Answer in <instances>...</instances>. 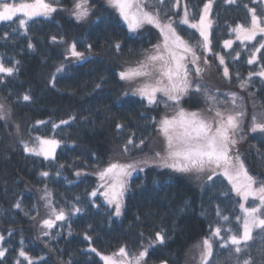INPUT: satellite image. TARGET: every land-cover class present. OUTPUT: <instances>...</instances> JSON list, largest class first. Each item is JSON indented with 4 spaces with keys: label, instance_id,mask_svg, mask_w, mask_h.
<instances>
[{
    "label": "trees",
    "instance_id": "1",
    "mask_svg": "<svg viewBox=\"0 0 264 264\" xmlns=\"http://www.w3.org/2000/svg\"><path fill=\"white\" fill-rule=\"evenodd\" d=\"M207 1L185 0L191 19L200 16ZM50 2L58 6L57 11L51 17L29 20L27 31L17 19L0 23V61L15 69L12 75L0 74V97L24 134L60 141L53 158L31 155L11 136L13 126L0 120V236L4 237L0 248L6 250L0 264H29L28 258L35 260L31 264H103L88 246L111 254L122 246L138 251L147 243L152 244L146 257L149 264H184L197 241L216 227L226 225L239 233L240 198L219 174L197 187L174 169L148 167L132 179L121 219L113 217L100 195H91L98 181L89 171L108 164L130 140L143 141V149H148L156 141L158 118L170 110V105H149L128 93L126 81L119 76L126 62L139 59L157 41L159 31L151 26L130 31L119 13L102 0H90L94 7L87 23L63 9L74 0ZM173 3L165 0L160 8L168 18L181 14ZM252 9L264 24L262 0H213L211 55H225L230 69L225 90L241 102L234 111L246 112L236 133L235 151L249 174L264 183V132L251 131L253 114L257 122H264L260 116L264 77L259 75L264 69V48H260L264 34L224 47L233 27L251 24ZM175 24L186 39L198 42L197 30ZM71 41L76 50L94 55L67 64L66 46ZM256 49L257 60L248 63ZM242 81H247V88L240 87ZM25 95L30 99L24 100ZM217 95L224 111L234 112L228 109L231 97ZM203 98L193 91L182 102L192 110L200 109L206 105ZM45 189L56 210L65 213L64 220H55L48 200L42 199ZM48 219L55 221L51 228L44 225ZM157 233L164 236L163 243H153ZM252 237L241 245L245 250L240 254L234 246L222 248L213 241L210 264H242L249 258L251 264H264V230L255 229ZM21 249L27 257L19 255Z\"/></svg>",
    "mask_w": 264,
    "mask_h": 264
},
{
    "label": "snow or ice",
    "instance_id": "2",
    "mask_svg": "<svg viewBox=\"0 0 264 264\" xmlns=\"http://www.w3.org/2000/svg\"><path fill=\"white\" fill-rule=\"evenodd\" d=\"M228 2L235 3V0H228ZM164 3L165 0H155V3H153V0H108L110 7L114 8L120 17L127 22L130 31H136L146 24L153 25L159 30L162 37L161 42L153 46L151 53L146 54L143 61L126 68L119 73V76L122 80L129 82L142 81L140 86L134 89V94L145 98L149 105L159 106L166 99L176 106V110L172 115L161 116L157 121L159 132L165 140L164 153L158 152L155 154L161 167L185 173L207 170L211 173L209 179L213 175H222L231 182L232 189L242 198L244 202L239 204L242 215L236 217L239 227L242 228V234L238 236L233 233L232 228H227L225 229L228 233L227 238L220 237V227H216L212 233V236L220 237L223 241L220 247L234 246L235 253L240 254L245 250L241 245L246 246L247 242L253 238V230H264V183L258 182L249 174L243 160L235 151V146L238 143L236 133L246 116V112H225L221 111L219 107L214 108V105L223 102L218 101L217 96L209 94L200 85L193 86L189 78L188 64H197L200 57L197 56L189 42L177 34L176 28L173 27L174 21L171 19L167 22L161 20L160 8L163 7ZM176 6V4L173 5V7ZM210 7L211 0L209 4L205 5L204 15L199 18L198 22H191L185 6L184 15L178 21L180 24L188 25L191 29L198 30L199 35L203 37V41L199 46L207 48L209 51L211 50L209 47L211 43V21L208 19ZM56 11L57 6L50 0H29V2L19 4L0 0V22L11 21L18 13H21L23 18L18 21V26L23 27L25 31H27L29 20L35 17H47ZM90 12V0H74L71 14L77 20L86 19ZM251 12L250 27L237 25L232 30L237 33V38L241 41H251L256 38L258 33L264 34V26H262L260 18L256 16L254 9ZM232 43V41H225L227 47H231ZM115 47L119 49L120 45L116 44ZM260 48H264V42L260 43ZM256 51H259V49H256ZM71 54L77 58H83V53L76 51L75 43L71 45ZM255 60L256 57L253 55L248 63H253ZM220 63H224L223 57L220 58ZM195 70L197 73L201 71L198 66ZM14 71V68L5 67L3 62L0 61V74L12 75ZM224 74L225 76L228 75L227 67L224 69ZM259 75L264 76V71H261ZM247 86V81L240 83L241 88H247ZM190 90L204 97L205 103L208 104L206 111L213 114L211 117L205 116L202 111H188L183 107H179L181 100ZM228 95L231 97L233 108L238 107L236 104L237 95L235 93H229ZM23 99L28 100L30 97L25 95ZM168 107L169 105L165 104V108ZM260 116L264 118V113H260ZM5 117V106L0 104V119ZM118 127L121 126L118 125ZM257 130L264 132V122H257V115L253 114L251 131L256 132ZM128 143L131 144L132 141L130 140ZM57 144L58 142L54 140L40 139L38 148L29 147L25 144V151L48 158L53 156ZM125 151H127V145H125ZM134 170L135 166L132 164L114 162L98 173L100 179L105 181L104 184L100 185L101 188L105 189L103 195L107 198L109 204H115L116 215L121 213L122 196L126 190L128 178ZM41 175L48 176V173L43 172ZM91 195L95 196L96 192H92ZM50 196L51 193L45 189L42 199L48 200L47 206L50 208L55 220H64L65 213L62 210H56L51 203ZM250 198L256 202V206H246ZM15 206L20 208L19 203ZM75 211L78 212L79 209H75ZM228 219V217H223L225 222ZM54 223L55 221L51 219L44 221V225L48 228H51ZM156 236L157 241L153 243L164 242L162 234L157 233ZM3 239L4 237L0 236V241H3ZM197 247L200 248L198 264H210L213 256L212 240L205 238L202 245ZM5 251L0 248V257L5 255ZM147 254V248L138 254L130 255L125 247H121L118 253L105 256L103 259L106 264H146ZM19 255L27 257L23 249H21ZM28 259L29 264H31L30 258ZM237 264H239V261ZM242 264H251V259L244 260Z\"/></svg>",
    "mask_w": 264,
    "mask_h": 264
},
{
    "label": "rangeland",
    "instance_id": "3",
    "mask_svg": "<svg viewBox=\"0 0 264 264\" xmlns=\"http://www.w3.org/2000/svg\"><path fill=\"white\" fill-rule=\"evenodd\" d=\"M262 1L264 2V0H262ZM3 2H10V3L19 4L21 2H29V0H3ZM184 2H185V0H174V3H173V5L174 4L177 5L175 7V9L181 11L180 16H178V17H173L172 16V17L168 18V17H166L163 14V10L160 9V11H161V17L160 18L164 22H167L169 19H171L172 21H174L173 27L176 28L177 34L180 35L181 37H183L184 40L188 41L189 44L194 48L197 56L200 57V60L197 62V64H191V63L188 64L189 78H190L193 86H195V85L198 84V85L201 86L202 89H206L207 92L209 94H211V95H215L216 96L217 94L221 93V95L223 97H225V96L228 95V92L225 90V86H224L223 83H225L226 81H228L230 79V69H229L228 65L225 63L226 62L225 55L222 54V53H220V54H217V55L212 56L211 55L212 54L211 43L209 45V47L211 49L210 51L207 48H202V47L199 46L200 43L203 41V37H201L200 35H199L198 42L197 43H192L191 41H189L188 39H186L180 33V31L177 28V25L175 24L176 21H179L183 17V15H184L185 6H186V4ZM102 3H104L105 5H107L108 7H110V5L108 4V0H102ZM153 3H155V0H153ZM209 3H210V0L207 1V3H205V5H207ZM205 5L203 6L202 12H201L200 16L197 19H191L190 14H189V19H190L191 22H198L199 18L202 15H204ZM212 5H213V0L211 1V7H210V10H209V13H208V19L211 21V28H212V16H211ZM93 7H94V4L90 2L91 12H90V15L86 19H84V20H77L71 14L72 8H73V4L69 8H63V9H65V11L69 15H71L73 17V19H76L78 22L87 23V22L90 21V19L92 17ZM57 8H58V6H57ZM110 8H112V7H110ZM149 10H151V9H149ZM187 11H188V9H187ZM255 14H256V12H255ZM51 16H52V14L50 16H47V17H51ZM256 16L258 17L257 14H256ZM41 17H44V16H41ZM22 18H23V14L18 13L13 19L14 20L17 19V21H19ZM121 19L123 20L122 17H121ZM123 22L127 26V22L124 21V20H123ZM261 22H262V20H261ZM239 25H241V24H239ZM150 26L153 27V28H155L153 25H147V24L144 25L142 28H144V27H150ZM262 26H264V24H262ZM236 27L237 26H235V27H233L231 29V32L233 33L232 37H230L229 39H227L225 41H232L233 43H234V41H241L240 39L237 38V33H235L234 31H232ZM245 27L246 28L247 27H250V25L249 26H245ZM21 28L24 29L23 27H21ZM136 31H138V30H136ZM136 31H133V32H136ZM210 32H211V29H210ZM161 40H162V37H161V35L159 33V37H158L157 41L153 45H151L149 48H147L145 50L144 54L139 59L126 62L125 65H124V67H123V69L121 68L120 72L124 71L128 67L135 66L140 61H143L145 59L146 54L151 53V51L153 49V46L156 45L157 43L161 42ZM225 41H224V47L226 49H230L232 47L233 43H232L231 47H227L225 45ZM210 42H211V33H210ZM73 43H74V41L68 42V44L66 46V58H67V60H65V61H66L67 64L68 63H80V62H83L86 59H88V58H90V57H92L94 55L92 53V51H90V52H82V51L76 50L77 52L83 53V58L80 59V58H77V57L73 56L71 54V45ZM253 55H255L256 60H257V58H258V51H255L254 50L253 53L250 55L251 56L250 59L252 58ZM221 57H223V60H224V63L223 64L220 63V58ZM197 66L201 69V71L199 73H197L196 70H195ZM225 67H227V69H228V75L227 76H225V74H224ZM61 68L64 69L65 68V65L61 66ZM261 71H264V69L261 70ZM261 71H259V73ZM125 81H126V85H127V88L126 89L128 90V93L133 94V95H136V94H134V89L137 88V87H139L140 84L142 83V81H135V82H129L127 80H125ZM192 92L193 91L190 90L183 97V99L180 102L179 107H183L184 109H186L188 111H202L205 116L211 117L213 114L211 112L206 111V109L208 108V104H206V105L203 104L202 105L203 107L201 106L200 109H193L192 110V109L188 108L187 105H185L182 102L184 100V98L187 97V95H189V94L191 95ZM136 96L140 97L139 95H136ZM200 96L202 97V95H200ZM140 98L143 99L142 97H140ZM159 98L160 97H159V94H158V99ZM203 100H204V103H205V99L204 98H203ZM240 103L241 102H237L236 101V104H238V108H241ZM0 104H3L5 106V112H6V117L4 119H0V120L6 122L9 126H13V129H12V132H11V136L16 141H19L20 144H22V146L24 147V149H25V144H27L29 147H37L38 148L39 147V141H40V139L54 140V141H57L58 142V144L55 146L54 153H53V156L52 157L46 158L43 155H38V156L44 157L46 159L53 158L54 157V154L56 153L57 149L59 148L60 141L57 140V139H55V138L42 137V136H39V135H37L35 133H32V132L31 133L29 132L27 134H24V132L22 131V129L19 126V124H17L13 120L10 106L1 97H0ZM161 104H164V106H165V104H168V105L171 106V107H169L170 110L167 113H165L164 115H169L170 116L176 110V106L173 104V102H170V101H168L166 99H164L161 102ZM219 104L214 105L213 107L214 108L215 107H219L221 111H224V109ZM229 105H230V107L228 109H231L233 111L234 110H237V107L236 108H233L232 104H229ZM159 119L160 118H158L157 121H159ZM66 122H68V121H64V122H61V123H66ZM155 129H156V131H155V139L154 140H156V141L154 143H152V145L148 149H146V150L143 149L144 143H141V142L138 143V144H134V143L128 144L127 145V151H125V146H123V148L120 151H118V153L114 154L111 157L110 161L107 162L108 164H106L105 166H103L101 168H98V169L89 171V173L90 174H93L97 178V181H98V183H96L97 186L93 190V192L95 191L96 192V195H100L102 197L103 201L112 209V215H113L114 218L121 219L122 216H123L122 213H124V209H125V204L124 203H125V200H126L127 193L130 191L132 179L135 176H137V175L143 174L144 171H145V169L148 168V167H158V166L161 167L159 165L158 159H157V157H156L155 154L158 153V152L161 153V154L164 153V151H165V140H164V138L162 137V135L159 132L158 124H156V128ZM28 153H31V155L32 154H35L33 152H28ZM114 162H118L120 164H132V165L135 166V170L131 172V176L128 178L127 185H126V190L124 191L123 196H122L121 213H120V215H116V213H115V204H109L107 198H105V196L103 195V192H104L105 189L101 188L100 185L101 184H104L105 181H102L100 179L99 175H98V173L100 171L104 170L106 167L109 166V164L114 163ZM163 168H165V167H163ZM177 172H179V171H177ZM179 173H181V174L187 176L188 178H190L192 180V183L194 185H196L197 187H202L208 180H210L209 179V176L211 175V173L209 171H207V170L202 171V172H195L194 171V172H187V173H185V172H179ZM243 202L244 201L242 200V198H240V203H243ZM246 206L247 207H254V206H256V202H254L250 198L249 201L246 203ZM46 213H47V210H46ZM48 215H49V210H48ZM241 215H242V212H241L240 216ZM227 228H230V227H228V226L225 225L221 229L220 237H224L225 236L224 238H227L228 233H226V231H225V229H227ZM223 229H224V231H223ZM214 230L215 229H213L212 232H211V234L209 236H207L206 238L211 239L212 240V243H213V241H215V242H218V243L222 244L223 241L220 239V237H214V236H212V233L214 232ZM254 230H253L252 235L254 234ZM233 233L236 234V235H238V236L241 235L242 234V228H241V230H240L239 233L234 232V230H233ZM203 240L197 241V243L194 246L193 251L189 252L186 261L183 262L184 264H198V259H199V254H200V248H198L197 246L198 245H202V241ZM151 246H152V244L147 243V244L143 245V247L140 250H138V251H130L126 247L125 248L129 252L130 255H134V254H138L140 251H143L146 248L149 250V248ZM213 246H214V243H213ZM122 247H124V246H122ZM120 248L121 247H119V249ZM119 249H117L115 252H113L111 254H107V253H102V252L98 251L94 247L88 246V250H90L92 253L97 254L100 257V259L102 260V263L103 264H106V262L103 259V257H105V256H111V255H113L115 253H118V250ZM30 261L32 262V261H35V260L33 258H31ZM166 263L167 262L162 261V263L159 262L158 264H166ZM146 264H149L147 262V260H146Z\"/></svg>",
    "mask_w": 264,
    "mask_h": 264
}]
</instances>
